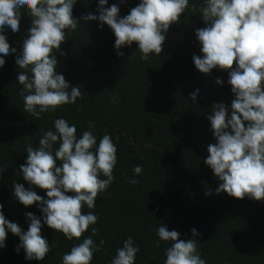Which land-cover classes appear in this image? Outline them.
<instances>
[{
  "label": "trees",
  "instance_id": "1",
  "mask_svg": "<svg viewBox=\"0 0 264 264\" xmlns=\"http://www.w3.org/2000/svg\"><path fill=\"white\" fill-rule=\"evenodd\" d=\"M138 2L108 0L109 5L118 4L121 17ZM97 3L77 0L73 16L79 20L89 12L95 14ZM190 4L192 8L170 26L160 55L150 54L147 60L140 59L139 51L128 59L136 51L135 42L121 48L124 55L118 57L107 25L101 28L97 21H80L60 45L64 54L55 55L57 71L70 86L80 87L81 98L76 104L42 113L39 120L24 111L16 58L5 60L0 70V167L7 168L0 174V204L6 219L27 230L25 212L40 216L35 204L26 208L11 195L14 181L28 187L18 172L26 159V146H38L42 132L51 129L58 117L74 123L78 135L92 121L97 138L107 132L117 149L113 183L98 194L93 210L82 209L98 216L90 226L97 229L93 240L104 241L92 264H108L128 236L140 248L135 264H163L168 245L160 242L156 247L158 222L179 232L181 239L191 238L190 229L195 228L200 234L198 251L206 264H264V200L217 195L218 181L203 163L208 144L215 142L206 117L214 103L230 105L233 96L226 72L213 69L204 75L194 67L192 56L201 55L194 31L205 25L198 11L201 0ZM30 26L31 17L22 13L20 35L6 30L10 49L19 51ZM217 77L222 85L215 83ZM196 89L193 103L189 94ZM113 97L115 103L110 102ZM135 165L142 172L132 185L128 178L133 177ZM34 190L44 197L43 190ZM41 234L52 245L44 260H25L23 250L14 251L19 238L8 233L0 264H60L61 256L77 242L43 225Z\"/></svg>",
  "mask_w": 264,
  "mask_h": 264
},
{
  "label": "clouds",
  "instance_id": "2",
  "mask_svg": "<svg viewBox=\"0 0 264 264\" xmlns=\"http://www.w3.org/2000/svg\"><path fill=\"white\" fill-rule=\"evenodd\" d=\"M77 0H0V70L5 60L15 57L20 69L16 81L22 87L24 111L39 120L42 113L54 112L64 105L76 104L81 98L79 86H70L57 71L55 53L66 40V34L80 25L97 21L107 25L115 37L116 55L123 56V47L136 44L130 59L140 53L141 60L159 56L171 25L176 24L190 0H139L127 15L120 16L116 3L98 0L96 13L73 16ZM123 3V0H121ZM105 5H108L105 7ZM203 28L194 31L201 55H193L196 70L204 75L213 69L227 73L233 99L230 105L214 103L206 119L214 143L207 146L203 163L218 181L215 193H225L237 199L264 200V0H201L198 9ZM23 15L31 17V26L17 50L10 49L6 30L20 35ZM235 62V67L233 64ZM217 85L224 82L217 77ZM199 89L189 94L196 102ZM115 103V98H110ZM26 159L19 166L20 177L27 183L14 181L11 195L20 204H35L37 217L25 212L27 230L5 218L0 204V249L5 248L8 233L19 238L14 251L21 250L27 261H42L52 250L48 239L41 234L42 225L61 233L68 241H77L61 256L60 264H92L94 254L102 250L104 241L93 240L98 216L93 210L98 194H104L113 183L117 164V149L105 132L99 139L94 124L77 134V127L63 117L53 120L52 128L44 130L38 146H26ZM7 167H0L3 174ZM142 172L140 165L132 169L129 184ZM44 191V197L34 189ZM210 194L206 192L205 195ZM85 232L89 235L83 236ZM157 240L165 247L163 264H206L198 251L200 235L190 229L191 238L181 239L176 230H168L163 222L155 229ZM139 245L128 236L115 250L108 264H135Z\"/></svg>",
  "mask_w": 264,
  "mask_h": 264
}]
</instances>
